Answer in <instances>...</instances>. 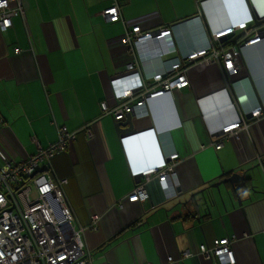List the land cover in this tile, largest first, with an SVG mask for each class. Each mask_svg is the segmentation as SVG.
Masks as SVG:
<instances>
[{
    "label": "crops",
    "instance_id": "obj_1",
    "mask_svg": "<svg viewBox=\"0 0 264 264\" xmlns=\"http://www.w3.org/2000/svg\"><path fill=\"white\" fill-rule=\"evenodd\" d=\"M119 1L121 20L108 22L102 10L111 0H24L23 17L0 28V166L36 154L35 141L41 147L55 142L57 127L79 131L48 174L67 179L75 225L87 227L99 217L97 229L84 233L93 264H167V256L185 250L195 255L179 264H215L197 255L199 246L225 237L233 241L237 264H264V115L221 149L213 146L214 133L240 111L264 105V38L242 49L234 79L220 62L194 65L189 87L149 100L148 117L132 119L137 133L131 137L118 136L111 118L99 119L102 102L116 104L111 81L127 74L132 60L122 42L128 29L172 31L171 51L160 42L164 55L154 47L143 53L139 72L148 81L167 73L176 58L210 49L213 33L244 21L252 28L254 15L264 16V0ZM92 121L88 139L80 131ZM174 153L180 157L177 197L165 200L153 180L147 201L126 202L137 175ZM233 173L250 179L237 185L241 205L229 184L211 188ZM211 194L214 202L204 203ZM135 222L137 229L101 250Z\"/></svg>",
    "mask_w": 264,
    "mask_h": 264
},
{
    "label": "built area",
    "instance_id": "obj_2",
    "mask_svg": "<svg viewBox=\"0 0 264 264\" xmlns=\"http://www.w3.org/2000/svg\"><path fill=\"white\" fill-rule=\"evenodd\" d=\"M102 10L108 22H118L122 18L119 0ZM24 0H0V28L12 27L16 19L24 15ZM242 36L236 41L221 43L227 35ZM261 37L250 28L247 22L228 27L212 34L213 45L210 49H201L172 61L165 74H158L145 81L139 66L146 49L162 56L160 42L171 51L172 31L164 27L156 32H144L140 25L126 31L122 42L128 49L132 60L127 64V74L111 81L115 106L102 102L99 119L111 118L118 122L126 115L143 119L148 117V102L173 90L190 86V69L198 64L220 62L228 80L239 75L242 49L260 42ZM162 47V46H161ZM165 49V48H164ZM23 50L15 49L16 54ZM264 115V105H256L247 111H240L236 121L218 129L214 134L213 146L219 150L228 139H237L239 132L249 127L251 119ZM97 121L85 124L81 131L88 139L94 138V126ZM79 131H70L65 126L57 127V139L47 147H41L37 141V153L22 161H4L0 166V264H93L92 254L86 250L84 233L97 229L99 217L94 215L90 225H75V217L67 204L64 186L67 179L53 181L48 172L52 160L68 150L69 144L77 139ZM180 157L177 153L167 157L160 167H151L141 171L139 184L124 198L128 203L145 202L149 199L148 184L157 180L165 200L177 197L173 182L175 166ZM42 168L46 172H42ZM123 206V204H121ZM190 251H183L179 257L167 256V264H179L193 256ZM197 255L215 264H237L233 252V241L228 238L214 240L212 244L199 246ZM151 264V263H144Z\"/></svg>",
    "mask_w": 264,
    "mask_h": 264
},
{
    "label": "water",
    "instance_id": "obj_3",
    "mask_svg": "<svg viewBox=\"0 0 264 264\" xmlns=\"http://www.w3.org/2000/svg\"><path fill=\"white\" fill-rule=\"evenodd\" d=\"M202 1H204V0H202ZM252 21H253L252 28L257 31L259 36L264 38V16L260 17L259 15H254ZM241 36H242V33L237 34V35L230 34V35L222 37L220 39V42L221 43H226L228 40H230L231 42L234 43ZM231 91H232L233 94H235L234 89H233V85H231ZM248 118L251 119V120H254V119L251 118V115H248ZM132 119H133L132 115H126V117H125V119L123 121L115 122L116 133L122 139H126L128 137H131V136H133V135H135L137 133V131L134 129V124L132 122ZM41 171L42 172H46V169L42 168ZM137 179H138V181H140L141 180V176H137ZM249 181H250V179L246 178L245 174L241 175L239 173H233L230 177H228L226 179H222L221 181H218L217 183L212 184L211 188L212 189H219L221 185H228L229 184L230 187L232 188L233 192L236 193L237 198L239 199V203L241 205L242 203H241V199H240L238 190L242 186L246 185ZM237 185H239L241 187L238 189ZM200 193H204V191L201 190ZM195 195H196V193L194 194V196ZM203 201L206 204H209V202H214V196L211 194L209 197H204Z\"/></svg>",
    "mask_w": 264,
    "mask_h": 264
},
{
    "label": "trees",
    "instance_id": "obj_4",
    "mask_svg": "<svg viewBox=\"0 0 264 264\" xmlns=\"http://www.w3.org/2000/svg\"><path fill=\"white\" fill-rule=\"evenodd\" d=\"M246 185H244L243 187H246ZM140 225L139 222H135L134 224L130 225L129 227L125 228L123 231H121L120 233H118L115 237H113L110 241H108L107 243H105L102 247H101V250H104L110 246H112L113 244L117 243L118 241H120L122 239V237L130 232V231H133L135 229L138 228V226Z\"/></svg>",
    "mask_w": 264,
    "mask_h": 264
},
{
    "label": "clouds",
    "instance_id": "obj_5",
    "mask_svg": "<svg viewBox=\"0 0 264 264\" xmlns=\"http://www.w3.org/2000/svg\"><path fill=\"white\" fill-rule=\"evenodd\" d=\"M164 53V52H163Z\"/></svg>",
    "mask_w": 264,
    "mask_h": 264
}]
</instances>
